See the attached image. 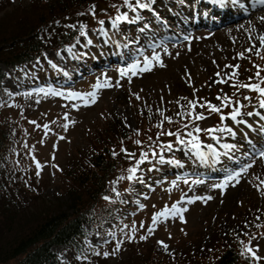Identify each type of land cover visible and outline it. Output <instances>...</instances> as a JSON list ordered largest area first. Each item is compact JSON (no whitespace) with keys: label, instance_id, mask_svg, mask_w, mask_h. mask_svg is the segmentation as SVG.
<instances>
[{"label":"rangeland","instance_id":"1","mask_svg":"<svg viewBox=\"0 0 264 264\" xmlns=\"http://www.w3.org/2000/svg\"><path fill=\"white\" fill-rule=\"evenodd\" d=\"M233 1L236 0H226L230 7L226 9L228 15L223 13L224 10L211 11L205 0H151L150 3L142 0L149 3V8H137L135 12L123 2L117 8L98 3L86 36L80 35L65 48L45 50L40 58L30 63L0 66L4 75L0 121L11 129L12 139L7 166L12 178L20 180L19 185L26 193L41 192L47 204L64 205L62 173L67 164L86 156L90 152L91 140L104 134V129L115 119L135 135L142 132L147 135L148 131L155 129L151 134L155 135L153 142L159 146L150 145L139 151L137 156L139 160L144 159V163L139 165L137 178L128 186L124 177L128 182L129 169L119 176L122 192L119 197L110 198L114 202L111 209L117 207L114 214L106 216L98 225L83 228L84 246L90 253L106 258L103 264H115L132 248L150 246L159 258L167 259L179 250L182 254L195 251L197 247L205 249L215 242H229L232 237L241 239L244 250L247 246L260 258L254 259L255 262L264 264V158L260 156L264 151V116L248 115L260 108L261 97L247 88L231 86L260 82L255 77L257 67L253 65L264 70V45L260 40L264 28L262 31L252 29L249 34L250 28H246L245 35L238 33L237 29L225 30L245 14L240 8L238 16L235 15L237 12L231 8ZM8 2L12 5L8 4L1 13L11 11L19 3L28 4L29 0ZM263 6L260 4L253 11L262 13ZM122 13H127L129 20L137 15L140 19L134 23L121 22L118 29L113 28L111 21ZM169 14L176 17H166ZM262 17L264 12L259 15L264 27ZM99 21H104L107 35L99 31ZM133 33L140 34L144 41L137 43L131 39L133 42L127 44ZM251 34L259 36L255 47L250 42ZM124 44L125 49L121 50ZM112 48L116 52L112 53ZM112 54H119L123 62H109ZM153 56H159L164 66L153 60ZM134 62L139 65L136 73L125 71L121 75V70H126ZM226 65H239L238 75L228 79L234 69ZM145 66L151 70H139ZM261 76L264 77V71ZM221 79H226L227 83L216 82ZM98 82L100 88L96 87ZM52 92L61 95H51ZM68 93L84 96L89 106H85L84 99L69 98ZM90 93H95V103H91ZM217 96H228L234 102L223 107L221 114L225 116L234 107L243 105L237 120H248L245 127L230 119L221 121V114L209 113L206 107L195 109L196 113L207 117L204 120L194 122L191 117L180 115L188 111L189 100L198 105L210 102L222 107ZM244 96L251 99L245 100ZM237 100L239 105L235 104ZM166 118L173 123H168ZM161 123L163 129L157 127ZM186 123L190 126L188 129L183 128ZM195 126L201 129L230 128L234 135L228 131L199 133L201 150L209 153L207 146L211 145L217 154L215 157L209 154L207 161L189 151L187 144L177 143L175 136L160 135L157 139L162 130L180 131L187 142L191 137L183 133ZM168 139L174 140L171 150L162 147L169 144L164 143ZM225 144L232 147L226 149ZM155 149L159 150L158 153L150 157V152ZM147 152L145 159L142 153ZM37 162L41 165L39 170ZM250 164L252 166L246 172L242 171ZM237 172L239 177L225 185L228 176ZM189 199L194 202L187 203ZM107 202L108 198L101 203ZM101 203L96 204L97 208ZM177 203L180 208L187 209L182 213V219L180 215L162 217L153 224L154 214ZM150 227L154 229L151 233L148 231ZM51 251L61 264L75 259L65 247L53 246ZM245 252L252 258L251 253Z\"/></svg>","mask_w":264,"mask_h":264},{"label":"trees","instance_id":"2","mask_svg":"<svg viewBox=\"0 0 264 264\" xmlns=\"http://www.w3.org/2000/svg\"><path fill=\"white\" fill-rule=\"evenodd\" d=\"M120 2L123 0H29L28 4L19 3L11 11L1 13L12 3L0 0V66L27 64L40 58L45 50L67 47L80 36V25L91 23L93 6L105 3L117 8L123 4ZM3 78L0 68V96ZM154 130L137 136L115 119L104 134L91 140L86 156L67 164L62 173L65 203L58 207L47 204L41 192L26 193L20 180L12 178L7 166L11 129L0 121V264H61L51 251L53 246L65 247L75 255L66 264L105 263L106 258L90 253L84 246L83 228L98 225L114 214L117 207L111 209L114 202L110 198L119 197L122 192L119 176L136 166L139 151L158 145L153 142ZM137 140L140 145L135 143ZM121 149L135 156L130 159ZM158 151L152 150L150 157ZM130 182L124 177L126 185ZM105 197L108 202L103 204ZM99 202L101 207L97 208ZM230 240L182 254L179 250L167 259L159 258L150 246L132 248L115 264H261L245 252L241 239Z\"/></svg>","mask_w":264,"mask_h":264},{"label":"snow or ice","instance_id":"3","mask_svg":"<svg viewBox=\"0 0 264 264\" xmlns=\"http://www.w3.org/2000/svg\"><path fill=\"white\" fill-rule=\"evenodd\" d=\"M151 2V0H149V3ZM217 2L219 3H223L224 0H217ZM124 6L127 7L130 11L135 12L137 10V8L140 9H147L149 8V3H144L142 2V0H135V3H133V0H123ZM259 3H261L262 5H264V0H259ZM113 7H116L115 5H113ZM93 15H95V8L93 6V8L91 9ZM117 11L119 12V9H117ZM140 19V16L137 15L136 17H134L132 20H129V17L127 15V13H122L117 15V17L115 19H113L111 21L112 27L113 28H117L119 27V24L121 22H128V23H134L136 20ZM262 20H264V17L261 18ZM99 23L101 24V28L99 29V31L101 33H103L104 35H107V31L105 30V28L103 27L104 21H99ZM86 25L81 24L80 25V35L81 36H86ZM261 40V44L264 45V36L260 37ZM88 43H91V41L89 40ZM253 47H255V45H253ZM252 49H249L248 51H251ZM257 55H259V52H257ZM241 58H242V54H241ZM264 58V57H262ZM153 60L157 61L160 66H164L162 61H160L159 56H153L152 57ZM215 63V61H214ZM254 67H257V71L255 73V77L260 81L259 83L256 84H232V87H243V88H247L249 91L251 92H255L259 95V97H261V99L259 100V107L264 108V87H262L261 85L264 84V77L261 76V72L264 70L259 69L258 66L253 65ZM225 67L227 68H233L234 71L230 74H228V79H232L233 77H236L238 75V69H239V65H226ZM139 68L138 63L134 62L132 63L126 70H121V75L125 74V71H131L133 74L136 73V70ZM140 71L146 72V71H150L151 68L149 66H145L143 68L139 69ZM217 75L219 76L220 74L217 73ZM251 77L249 78V80L251 81ZM217 83H227L226 79H221L216 81ZM104 86H111L108 84H105ZM119 86V85H117ZM97 88H100L101 85L98 84L96 85ZM46 95H48L49 93H45ZM51 95H61V93H57V92H52L50 93ZM88 96L91 97V103H95L96 100V96L95 93H90L88 94ZM68 97L69 98H80V99H84L85 100V106H89V102L86 100V98L84 96H81L80 94L77 93H68ZM137 99H139V96H137ZM182 99H186V98H182ZM217 100L221 101V106H216L211 104L210 102H206L205 104H200L198 105L196 101L193 100H189L188 101V111L185 112H181L180 115L183 116H189L192 118V120L195 121H200V120H204L207 119L206 116H204L203 113H196L195 109L199 106V107H206L209 111V113H216V114H221L223 111V107H228L230 105H232L234 102L228 97V96H217L216 97ZM245 100H250L251 97L249 96H244ZM235 104L239 105V100L235 101ZM240 107H243V105H239V107H234L232 112L228 115L225 116L223 114L220 115V119L221 121H224L226 119H230L232 121H235L236 123H246L245 121L242 120H237V117H239L242 113L240 112ZM161 115H163V113L161 112ZM248 115H253V113H248ZM256 115H259V113H256ZM264 118V117H262ZM65 119H67V116H65ZM168 123H173V121L170 118H166ZM30 123L35 124V121H31ZM37 127H39V125H37ZM65 127H67V125H65ZM158 128L163 129V124L161 123L160 125H157ZM190 126L189 124H184L183 128L188 129ZM45 128H47V126H45ZM217 131H228L230 134L234 135V133H232V130L230 128L224 129V128H211V129H201L199 126H195L192 127L190 131H187L185 133H183L184 136L187 137H191V139H189L187 142L182 138L181 132L177 131V132H172V131H161L160 133L157 134V139H159L160 135H167V136H175L176 137V142L181 144V145H185L187 144L189 147V151H194L195 154L198 156L199 159L203 160V161H207L208 159V155H212L213 157H215L217 154L215 152L214 149H212L211 145H208L207 147L209 148V153H205L204 151L201 150L202 148V144L199 141V133L201 132H205L208 134H212L215 133ZM139 134V133H137ZM213 139H217L215 136L212 137ZM61 139H63V137H61ZM151 139V138H149ZM135 143L137 145H140L141 142L139 140L135 141ZM162 147H166L167 149L171 150L173 148V145L171 143L167 144V145H163ZM224 148L226 149H230L232 146L231 145H223ZM122 152L125 153L126 156H128L130 159L132 157L135 156V153H128L126 149H121ZM115 155V153H114ZM142 156L146 159L147 157V153H142ZM260 156L262 158H264V151L260 152ZM144 163V159L138 160L136 163V166L129 168V173L130 175L127 177L128 180H134L136 179V173L139 170V165ZM252 165H248L247 167H245L242 171L246 172L248 167H251ZM41 167V165L39 164V162H37V169L39 170ZM37 175H39V171H37ZM240 173L237 172L235 173V175H229L228 178L224 181L225 185L228 184L229 181L231 180H236L239 177ZM121 179H123V177H121ZM140 182H143L142 178H140ZM238 182V181H237ZM197 183H199V181H197ZM105 199H107V197H105ZM197 199H202L197 197ZM207 199H211V197H208ZM194 200L189 199L187 200V203H193ZM179 203V202H178ZM177 204H173L171 206V208L169 209L168 206H165V209L162 210L159 213H156L153 215L152 217V221L153 224H156L160 221V218H169V217H176L177 215L181 216L182 219V213L184 211H187L186 208H180ZM141 208H143L144 206L141 205ZM182 222H184L182 220ZM125 227H127V225H125ZM141 227H143V224H141ZM133 231H135V226L133 225ZM148 231L151 233L152 231H154L153 228H149ZM142 239H146V237H141ZM161 243V245L165 248H167V245H164L163 242H159ZM245 250L248 251L249 253L252 254V258L253 259H260L259 257H257L255 255V253L253 252L252 249L248 248L247 246H245ZM105 255H107V253H105Z\"/></svg>","mask_w":264,"mask_h":264},{"label":"bare ground","instance_id":"4","mask_svg":"<svg viewBox=\"0 0 264 264\" xmlns=\"http://www.w3.org/2000/svg\"><path fill=\"white\" fill-rule=\"evenodd\" d=\"M166 2H169L170 0H165ZM199 1V0H198ZM226 1V0H225ZM201 3V2H200ZM199 3V4H200ZM224 3H226V2H224ZM193 4V3H192ZM232 6H231V8L233 9V10H235V12H237L235 15L236 16H238V13H239V11H240V8H243V10L245 11V14L241 17V18H239L238 20H237V22L235 23V24H233V25H231V26H229V27H227V28H225V30L227 29L228 31H232L233 29H237V32L238 33H241V34H243V35H245V34H247L246 33V28L248 29V28H250V29H248V34H249V32L250 31H252V29H254V30H258V31H262L263 30V25H262V22H261V20H259V15H261L264 11H262V10H260V11H262V13H255L254 11H252L255 7H257L258 5H260L261 3H259V0H236V1H233L232 2ZM201 5V4H200ZM196 7V6H195ZM264 7V6H263ZM177 8V7H176ZM160 9V8H159ZM167 11V10H166ZM186 11V10H185ZM228 11V10H227ZM146 12V11H145ZM169 12V11H168ZM184 12V11H183ZM214 12V11H213ZM189 13V12H188ZM213 14V13H212ZM220 14V13H219ZM171 15V14H170ZM189 15V14H188ZM225 15H227V14H225ZM195 16V15H194ZM206 16V15H205ZM215 16V15H214ZM217 16V15H216ZM239 16H240V14H239ZM152 17V16H151ZM258 17V18H257ZM211 18V17H210ZM236 18V17H235ZM180 19V18H179ZM205 19V18H204ZM208 20V19H207ZM216 20V19H215ZM201 21V20H200ZM219 21V20H218ZM229 21H232L231 19L229 20ZM210 22V21H209ZM224 21H222V22H220V23H223ZM149 23V22H148ZM190 23H192V22H190ZM211 23V22H210ZM218 23V22H217ZM198 25V24H197ZM157 26V25H156ZM159 26V25H158ZM180 26V25H179ZM178 26V27H179ZM207 27V26H206ZM147 28V27H146ZM194 29V28H193ZM197 29V28H196ZM203 29V28H202ZM210 29V28H209ZM243 29H244V31H243ZM188 30V29H187ZM199 30V29H198ZM197 30V31H198ZM221 31H223V30H221ZM220 31V32H221ZM139 32V31H138ZM142 32V31H141ZM194 32V31H193ZM201 32V31H200ZM199 32V33H200ZM154 33V32H153ZM198 33V34H199ZM218 33V32H217ZM143 34V33H142ZM183 34V33H182ZM187 34V33H186ZM195 34V33H194ZM212 34H216V33H212ZM158 35V34H157ZM210 35V34H209ZM171 36V35H170ZM193 36V35H192ZM194 36H196V35H194ZM185 37H187V36H185ZM189 37V36H188ZM256 37H258L259 38V36H253L252 34L250 35V42L253 44V45H255V44H257L256 42H257V39H256ZM129 39V41L127 42V43H132L134 40H135V42L137 41V43H141V41H144V40H142V38L140 37V34H135V33H133V36L131 37V38H128ZM131 39L133 40L132 42H131ZM171 39V38H170ZM191 39V38H190ZM134 42V43H135ZM161 45H164V44H161ZM171 45V44H170ZM159 46V45H158ZM90 49V48H89ZM227 53V52H226ZM110 62V61H109ZM260 110V111H259ZM262 110V111H261ZM261 112V113H260ZM256 113H259V115H256ZM262 114V115H261ZM264 114V108H257V110L255 111V112H253V116H259V117H262V116H264L263 115ZM239 120V119H238ZM263 120V122H264V118L262 119ZM242 121H245L246 123H247V121L246 120H242ZM249 122H252V120L250 121L249 120ZM245 123V124H246ZM253 123H255V125H256V122H253ZM240 124H242V126H244L245 127V124L244 123H240ZM260 128V127H259ZM263 129V128H262ZM248 131V130H247ZM253 135V134H252ZM263 136V135H262ZM225 137H228V136H225ZM229 138V137H228ZM227 140V139H226ZM247 148V147H246ZM214 176V175H213ZM215 177V176H214ZM213 179V178H212Z\"/></svg>","mask_w":264,"mask_h":264}]
</instances>
